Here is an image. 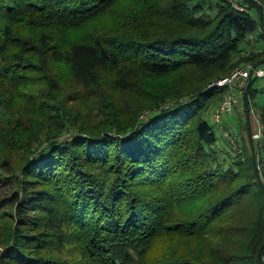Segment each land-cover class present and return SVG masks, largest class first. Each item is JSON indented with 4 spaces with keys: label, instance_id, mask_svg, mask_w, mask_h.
Segmentation results:
<instances>
[{
    "label": "trees",
    "instance_id": "trees-1",
    "mask_svg": "<svg viewBox=\"0 0 264 264\" xmlns=\"http://www.w3.org/2000/svg\"><path fill=\"white\" fill-rule=\"evenodd\" d=\"M239 5L0 0V264H264V78L258 148L209 121L264 67Z\"/></svg>",
    "mask_w": 264,
    "mask_h": 264
},
{
    "label": "rangeland",
    "instance_id": "rangeland-1",
    "mask_svg": "<svg viewBox=\"0 0 264 264\" xmlns=\"http://www.w3.org/2000/svg\"><path fill=\"white\" fill-rule=\"evenodd\" d=\"M253 88L258 89L261 91V89L264 88V79L256 80L253 83ZM237 96L239 98L238 105L235 107L233 113L231 115H224L222 118V124L219 126H216L214 124L213 118L209 117V121L212 125H214V128L218 135L222 134L226 139L231 143V146L239 152L240 144V136L243 135L245 138V142H250L252 140L253 143H255V146L258 148L259 146V139L255 138V134L260 130V123L257 118V114L254 111V109H251L250 112H248V122H249V129H247L245 125L246 116L245 113V106L243 102V91L235 89ZM242 91V92H241ZM256 101L259 103L261 102V94L258 95ZM225 123V124H224ZM228 127V128H227ZM220 145V142H219ZM220 147L224 148V150H229L227 145H221Z\"/></svg>",
    "mask_w": 264,
    "mask_h": 264
},
{
    "label": "built area",
    "instance_id": "built-area-1",
    "mask_svg": "<svg viewBox=\"0 0 264 264\" xmlns=\"http://www.w3.org/2000/svg\"><path fill=\"white\" fill-rule=\"evenodd\" d=\"M230 3L234 9L238 11H243L244 9L239 5L240 0H226ZM252 77L254 78H264V67H253L251 65L239 69L234 72L231 76L220 79L216 82L215 86L217 87H228L229 91L224 96L223 101L215 111L213 115V121L215 124H221L222 118L224 115H231L238 105L239 98L235 89L244 88L246 83ZM255 138L261 140L262 138V128L255 134Z\"/></svg>",
    "mask_w": 264,
    "mask_h": 264
},
{
    "label": "water",
    "instance_id": "water-1",
    "mask_svg": "<svg viewBox=\"0 0 264 264\" xmlns=\"http://www.w3.org/2000/svg\"><path fill=\"white\" fill-rule=\"evenodd\" d=\"M250 141H251V144H252L253 143L252 140H250Z\"/></svg>",
    "mask_w": 264,
    "mask_h": 264
}]
</instances>
